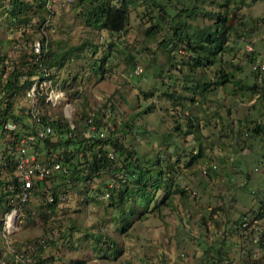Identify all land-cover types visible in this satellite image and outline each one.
Segmentation results:
<instances>
[{
    "label": "rangeland",
    "instance_id": "1",
    "mask_svg": "<svg viewBox=\"0 0 264 264\" xmlns=\"http://www.w3.org/2000/svg\"><path fill=\"white\" fill-rule=\"evenodd\" d=\"M87 1L56 0L50 9L45 8L51 11L44 14L51 77L46 93L53 103H47L42 94L37 106L51 117L69 121L94 114L101 124L99 131H113L141 157L162 154L165 164L168 155L172 164L167 175L169 191L184 192L175 191L160 204L164 194L160 189L148 207L137 199L133 213H126L122 220L110 200L96 192L97 186L104 190L99 179L76 182L72 177L69 183H62L64 179L50 177L42 189L57 186L53 209L45 207L49 193L44 199L29 191L28 214L16 208L8 229L0 221L2 256L16 243L28 254L40 244L41 256L52 257L45 264H68L75 259L86 264H264V70L257 73L252 69V63L264 66V2L228 0L231 22L224 46L229 49L193 69L192 80L213 82L220 70L233 73L234 78L200 98L198 89L195 93L182 90L189 69L183 60L189 53L158 44L167 35L168 21L155 28V40L149 39L145 29L153 20L143 14L136 0L125 29L113 35L85 26L79 12ZM209 1L204 2L207 12L222 9L217 7L222 0ZM6 2L0 6V53L5 62L18 63L27 49L18 45L24 42L15 40L22 31L34 29L37 17L15 29L3 12ZM192 3L188 1L186 7L191 8ZM201 14L184 16L190 29L212 23L211 17ZM129 56H133V65ZM172 89L177 101L165 94ZM26 104L28 99L17 98L15 112ZM190 111L196 117L199 137L193 132L170 140L163 135L175 119L185 127ZM257 124L259 130L252 131ZM89 133L82 128L78 136ZM200 141L205 150L198 161L185 165ZM37 160L45 163L47 157L43 153ZM243 216L248 220L244 228L239 225ZM109 240L114 243V253Z\"/></svg>",
    "mask_w": 264,
    "mask_h": 264
},
{
    "label": "trees",
    "instance_id": "2",
    "mask_svg": "<svg viewBox=\"0 0 264 264\" xmlns=\"http://www.w3.org/2000/svg\"><path fill=\"white\" fill-rule=\"evenodd\" d=\"M4 0H0V6ZM81 2L83 0H80ZM136 0H88L80 9L79 15L83 23L87 27L104 30L109 34L118 35L121 33L128 22L130 16V7L134 6ZM143 7V14L148 16L150 23L145 29V35L151 40L156 38V27L159 24L169 22V27L166 29L167 35L164 36L159 45H172V49L177 50L181 47L184 52L189 53V57L185 61L189 65V69L183 76L182 90L192 91L195 93L198 89L200 98H204L205 94L216 86L231 82L234 74L231 72H223L222 70L216 72V78L211 82L210 80L200 83V80L193 82V69L203 66L206 62L214 61L221 52L227 48L224 43L229 33L230 18L227 17L228 0H222L218 3V10L216 12H207L204 8L206 0H137ZM188 1L193 2L191 8H187ZM199 1V2H198ZM264 2V0H261ZM198 2V3H197ZM177 4L181 6L178 7ZM209 3H215L210 0ZM186 7V8H185ZM45 0H33L32 2L25 0H7L3 12L8 14L9 21L17 29L22 24H27L32 16H36V25L34 29L29 32L22 31L19 38L15 41H22L24 45L18 43L19 46H24L27 49L25 57H21V62H5L0 53V221L3 223L5 214L13 208H19L20 211L28 214L26 203H17V196L21 188L18 174L16 171V162L18 157V149L21 145V140H24L27 135H36L35 126L30 121L28 114V104L24 108H20L19 112H15L16 99L25 98V92L32 84V76L41 75L50 68L46 61L49 57V44L45 33H43L45 26L42 27L46 17L44 14H49L45 9ZM203 14L211 17L212 23L206 24L200 28L190 29L185 19L189 17L196 18L198 14ZM201 14V15H202ZM187 15L186 18L184 16ZM141 20V19H140ZM35 41L40 44L39 52H33L32 45ZM110 44V43H109ZM95 47V46H94ZM229 49V48H227ZM180 50V49H179ZM170 50H167L168 53ZM250 62L254 60L253 53L250 52ZM133 65V56L128 58ZM169 59V57H168ZM249 60V59H248ZM252 69L255 72H262L264 66L262 64L252 63ZM260 66L263 68L260 69ZM100 67V66H99ZM254 79L256 76H253ZM50 77V74L48 75ZM202 79V78H200ZM203 81V79H202ZM193 82V84H189ZM238 83V79L236 80ZM234 83V82H233ZM254 87V85H253ZM256 92L255 89L252 90ZM168 98L175 97L174 89L165 93ZM42 95L36 93V97ZM45 99V97L43 96ZM41 98V101H43ZM192 100V99H191ZM49 103V102H47ZM171 104V103H170ZM175 105H180L178 102ZM148 108V107H147ZM190 109V108H188ZM21 111V112H20ZM39 117L42 124H47L50 127V132L44 137H35L32 141L30 152L34 154L35 161L39 162L37 158L40 154H45L47 160L46 164L59 163L60 169L54 170L50 175L35 182V188L31 190L34 196L48 197L45 200L47 208L53 209L57 201L56 187H47L42 189L45 181L52 177L64 179L62 183L71 181L74 177L76 182L80 179H99L104 190L100 191V186L95 188L99 192L100 197H106L110 200L117 209L116 213L122 220H126L127 216L131 215L134 209V203L137 199L143 203V207H148L154 200L156 192L163 190V197L159 201L161 204L171 193L183 194L184 190L169 191L171 180L167 177L170 173L171 165L168 163V155L165 160L167 163L163 164L162 154L152 156L139 155L137 149L129 148L119 141L113 131L104 134L99 131L101 125L98 120L92 115H83L81 120H67L64 118H55L47 115L38 107ZM24 118V120H23ZM174 124L170 127L169 132H162L165 137H179L180 135L192 134L199 132L194 113L186 117V126L182 128L179 120H174ZM13 125L9 128L7 125ZM72 125V126H71ZM90 125L94 126V132L87 136H78L79 130L85 128L88 130ZM125 126L131 129L128 123ZM260 124H257L252 131H258ZM262 129V128H261ZM246 134L248 133L245 131ZM251 133V131H250ZM199 137V134H198ZM166 140V139H165ZM163 139V141L165 142ZM176 140H172L175 148L179 147ZM170 144L169 142H166ZM177 144V146H176ZM73 147V148H72ZM205 150L203 143L200 141L197 145V150L189 155L185 165L191 162L198 161L200 155ZM77 153L81 156L77 158ZM55 157L51 158V155ZM81 159V160H80ZM144 159V160H143ZM80 160V161H79ZM177 161V158L176 160ZM42 163V162H41ZM83 168L80 169V166ZM162 165H165L164 168ZM87 170V176L84 170ZM167 169L168 171H165ZM104 173L111 177L101 179ZM83 177V178H82ZM112 177L114 178L112 180ZM112 182L110 183V181ZM59 182V181H58ZM60 182V183H61ZM56 185H59L57 183ZM36 189V187H38ZM50 191V192H49ZM45 199V198H44ZM51 199V200H50ZM110 205V204H109ZM127 205V208H125ZM151 207H154V203ZM248 223V220L243 216L239 220V225L243 228ZM96 242H100L97 237ZM261 242V240H260ZM111 248L110 251H116L114 243L109 240ZM11 248L7 250L5 257L0 251V264H45L52 260V257L43 258L42 246L36 245V248L29 254L23 246L16 243L10 244ZM28 249V248H27ZM68 264H86L84 260H71Z\"/></svg>",
    "mask_w": 264,
    "mask_h": 264
},
{
    "label": "built area",
    "instance_id": "3",
    "mask_svg": "<svg viewBox=\"0 0 264 264\" xmlns=\"http://www.w3.org/2000/svg\"><path fill=\"white\" fill-rule=\"evenodd\" d=\"M56 0H45L46 9H50V3L55 2ZM51 12V11H49ZM47 19L44 21L43 26L45 25ZM33 52H39L40 44L38 41H35L32 45ZM250 48H248L249 50ZM263 67L260 66V69ZM49 73L47 71L43 72L41 75L32 76V84L30 88L25 92V98L29 100V110L28 114L30 115V121L35 126L36 135L30 134L25 137L24 140H21L20 148L18 149V157L16 162V171L18 174V179L21 184L20 191L17 196V203H23L29 198V191L35 188V182L41 180L44 177L50 175L54 170L60 169L59 163L55 162L53 164H46L41 162H36L34 154L29 151L32 141L35 137H44L50 132V127L47 124H42L39 117L38 106H37V97L36 93L44 95L47 99L46 102L53 103L51 99L48 98L46 93L47 84H49L50 78H48ZM46 90L43 93V90ZM9 128H13V125L8 124ZM72 126V125H71ZM88 132H94V126L90 125L88 127ZM51 200V199H50ZM16 211V208H13L9 213L5 214L3 227L8 229L12 223V215Z\"/></svg>",
    "mask_w": 264,
    "mask_h": 264
},
{
    "label": "bare ground",
    "instance_id": "4",
    "mask_svg": "<svg viewBox=\"0 0 264 264\" xmlns=\"http://www.w3.org/2000/svg\"><path fill=\"white\" fill-rule=\"evenodd\" d=\"M11 224H12V223H11ZM11 224H10V225H11ZM12 225H13V224H12ZM11 229H13V227H12ZM11 229H10V230H11Z\"/></svg>",
    "mask_w": 264,
    "mask_h": 264
},
{
    "label": "water",
    "instance_id": "5",
    "mask_svg": "<svg viewBox=\"0 0 264 264\" xmlns=\"http://www.w3.org/2000/svg\"><path fill=\"white\" fill-rule=\"evenodd\" d=\"M14 221L16 222V219L14 218Z\"/></svg>",
    "mask_w": 264,
    "mask_h": 264
}]
</instances>
